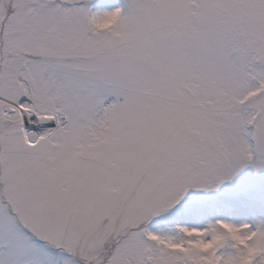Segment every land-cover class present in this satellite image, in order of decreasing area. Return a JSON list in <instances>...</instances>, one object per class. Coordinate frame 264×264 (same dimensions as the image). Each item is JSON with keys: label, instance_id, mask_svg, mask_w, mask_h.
<instances>
[{"label": "snow or ice", "instance_id": "1", "mask_svg": "<svg viewBox=\"0 0 264 264\" xmlns=\"http://www.w3.org/2000/svg\"><path fill=\"white\" fill-rule=\"evenodd\" d=\"M0 264H264V0H0Z\"/></svg>", "mask_w": 264, "mask_h": 264}]
</instances>
